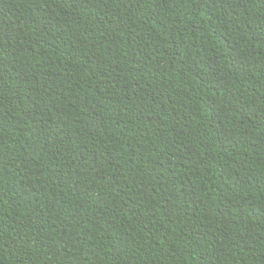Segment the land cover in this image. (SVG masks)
I'll return each instance as SVG.
<instances>
[{"label":"trees","instance_id":"obj_1","mask_svg":"<svg viewBox=\"0 0 264 264\" xmlns=\"http://www.w3.org/2000/svg\"><path fill=\"white\" fill-rule=\"evenodd\" d=\"M0 264H264V0H0Z\"/></svg>","mask_w":264,"mask_h":264}]
</instances>
